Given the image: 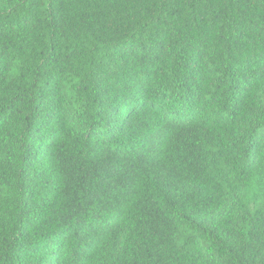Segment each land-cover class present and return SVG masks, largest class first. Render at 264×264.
<instances>
[{
	"label": "trees",
	"instance_id": "16d2710c",
	"mask_svg": "<svg viewBox=\"0 0 264 264\" xmlns=\"http://www.w3.org/2000/svg\"><path fill=\"white\" fill-rule=\"evenodd\" d=\"M0 264H264V0H0Z\"/></svg>",
	"mask_w": 264,
	"mask_h": 264
}]
</instances>
